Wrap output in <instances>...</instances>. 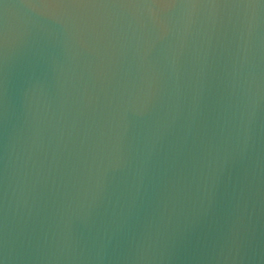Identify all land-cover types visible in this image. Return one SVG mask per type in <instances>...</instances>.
Here are the masks:
<instances>
[{
    "label": "water",
    "instance_id": "1",
    "mask_svg": "<svg viewBox=\"0 0 264 264\" xmlns=\"http://www.w3.org/2000/svg\"><path fill=\"white\" fill-rule=\"evenodd\" d=\"M0 264H264V0H0Z\"/></svg>",
    "mask_w": 264,
    "mask_h": 264
}]
</instances>
